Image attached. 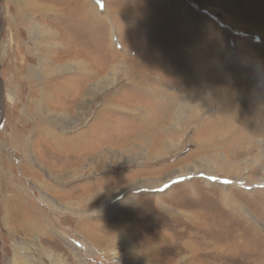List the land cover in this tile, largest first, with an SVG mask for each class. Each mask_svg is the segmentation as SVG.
I'll return each mask as SVG.
<instances>
[{"label":"rangeland","instance_id":"374dc122","mask_svg":"<svg viewBox=\"0 0 264 264\" xmlns=\"http://www.w3.org/2000/svg\"><path fill=\"white\" fill-rule=\"evenodd\" d=\"M83 2L86 13L78 6ZM30 21L36 22L32 31ZM60 41L83 54L93 68L120 64L113 87L94 98L85 120L63 131L39 118L36 100L41 87L47 88L50 110L75 114L95 80H73L78 71L48 76ZM155 52L157 62H169V75L176 67L183 75L190 66L199 68V118L189 123L180 141V132L170 133L165 125V137L173 142L158 146L164 151L158 163L154 158L159 149L144 160L134 155L138 148L150 147V137L118 146L134 132L136 122L114 118L104 137L99 132L88 147L99 142L98 154L113 149L117 156L108 155L104 171L84 169L82 176L60 183L55 175L78 158L80 149L75 148L81 140L73 139L71 148L65 141L53 149L35 126L47 124L70 138L91 121L102 93L114 94L132 107L153 103L127 88L126 73L138 67L141 58L151 60L149 54ZM157 75L158 70L156 79ZM193 94L187 93L186 100L194 102ZM185 114L191 115L188 109ZM21 133L25 141L19 139ZM93 148L88 153L95 161L100 155ZM22 161L32 169L24 170ZM144 164L156 171L127 180L114 178ZM178 170L189 173L156 187L119 194L113 189L116 181L124 182L123 187L136 177L165 179ZM103 175L108 178L98 180ZM26 205L43 218H37L35 232L17 220ZM129 224L138 227L149 245L147 256L111 234ZM159 233L167 236L169 247H160L155 236ZM26 260L32 264L264 262V0H0V264H26Z\"/></svg>","mask_w":264,"mask_h":264},{"label":"bare ground","instance_id":"6f19581e","mask_svg":"<svg viewBox=\"0 0 264 264\" xmlns=\"http://www.w3.org/2000/svg\"><path fill=\"white\" fill-rule=\"evenodd\" d=\"M78 6H80L81 13L87 12L85 11L87 2H83L82 4ZM89 8L91 9L90 6ZM30 22L32 25L30 29L32 31L36 27V22H33V21H30ZM113 33L114 32H112V34ZM56 44L57 46H60V47H58V51L54 58L55 67L50 71V74L48 76H50L51 74H55L58 71H65V72L78 71L79 72L78 75H75L72 78L73 80L79 79L80 83L81 82L84 83L87 79H90V78L95 80V82H93L91 87L88 89L87 93H85L84 99L80 101V105L75 114H69L64 110L62 112H58L57 110H53V111L50 110V108L47 107V103L49 99L47 88L41 87L40 99L36 100V108L40 110L42 114L41 117L39 118L44 120V122H49V124L53 123L57 126H61V130L62 129L65 130L66 128H70L72 126V123L82 122L83 120H85V116L87 115L89 108L92 106V102L94 98L98 96V94L101 93L100 91H102L103 89L109 86L113 87V83L117 75L118 67H120V64L112 63L111 66L108 68L107 64L104 65L103 63H101V64H98L95 68H93L90 65L89 61H87V59L83 57V54L79 55L77 53L78 51H76V49H74L73 47L70 48V47H67V45L64 46L62 41ZM145 55L147 54H144L143 56ZM157 55L159 54H156L155 52L151 55L149 54V57L150 59L152 58L151 60L154 59V61H156ZM141 59L142 60L138 61L139 62L138 67L131 68L127 71L126 78H127L128 83L127 82L126 83L128 86L127 85L126 86L127 88L134 89L136 92L141 93L140 94L141 96L146 97L147 101L150 100L153 103L146 102L144 105H141V106L138 105V106L132 107L130 104L125 103L126 102L125 100H124L125 102L119 100L118 97H116L114 94H111L110 92H109L110 94L102 93V96L100 95L102 98L98 104V107H95L94 110L90 113L91 121L88 123L85 121V126L82 127L83 129L75 133L70 138H68L66 135L65 136L62 135L61 133L54 132V130H51L47 124H45L44 126L40 124L38 125L36 123L37 126H35V128H38V130L43 131V133L45 134L47 138V141H49V143H51V145L53 146V149L58 148L60 144L64 143L65 141L69 142L67 147L71 148L72 146L71 143L73 139L79 138V140H81V145L75 148L76 151H78V149H80L81 151V152L79 151L77 155L78 158L74 161V163L72 162V163H69L63 166L61 174L55 175V177H58V179L60 180L59 181L60 183L66 182L65 180L70 176H75V177L82 176V172L84 169H87L88 171L103 169L104 171L105 169L104 166L107 163L106 161H107L108 155H110V157L112 158L117 156V153L113 149L112 150L108 149L107 152L104 154H98L97 153L98 149L102 147L101 145L102 143L99 144V142H97V145L88 147L90 146L89 144L90 140L93 139V137H95L99 132H100L99 137L100 138H102V136L104 137L105 130L108 127H110V121H112L114 118L116 119H119V118L127 119L128 118L130 120H133V122H136L135 123L136 127H134L135 129L133 130L134 132L129 134L128 137L124 138L122 141H118L121 143L124 142V144H120V145L118 144V146H122V145L127 146L128 144L130 145L131 143H134L137 139L141 140L142 138H144L143 141H146V139L150 137L151 138L150 147H147V148L140 147L137 149L134 155L136 156L142 155L138 157V159L144 160L147 157L146 156L147 153L151 155L153 153H156V151L159 149L157 156H155L154 158L156 163L160 162V160H163L162 155H164V151L161 150L158 146H164L168 142L170 143L173 142V139L171 138L169 139L165 137L168 135L165 129V125L169 124V128L171 130L170 133L174 132V130H178L180 132L181 135L179 134V136L177 137L179 138V141H180L182 137V133L184 132L185 128L188 127L189 123L199 118L197 117L200 111V94L199 93L197 94V92L200 91V75H199V70H197L199 68L195 67L193 69V67L191 66L190 68H188L187 64L184 63L183 65L187 66L189 74L187 73L186 75H183L182 72L179 71V69H176L177 68L176 67L175 69L172 70V73H171L172 75H169L171 71L170 69L168 71V68H169L168 61H159V62L156 61L158 64L154 65L152 64V61L149 60L147 57H143ZM178 61H181V60H178ZM182 62L183 60L181 61V63ZM157 70L159 72V76L157 75L158 77L156 79L155 73H157ZM73 80H70V82ZM171 87L175 88L174 92L167 90V89H170ZM144 89L146 90L144 91ZM142 91L144 92L142 93ZM192 91H194L193 98L195 99V101L189 102L188 100H186V95L187 93H190ZM67 100H70V99H67ZM235 102L236 101L233 100V105L237 106L238 104ZM185 109H188L191 115L189 116L186 115ZM19 139L21 141L22 140L25 141L26 137L24 136L23 133H21L19 135ZM176 144H178V142L175 143V145ZM55 145H57L58 147H56ZM92 147H94L95 152L98 155H100V157L96 158L95 161L92 159L93 157L91 158L89 156L90 153H88L89 148L91 149ZM62 151L64 152V150ZM84 157L86 159V162L84 161ZM29 159L32 160V156H30ZM139 162L143 163L142 161H139ZM149 164L139 165V166H142L143 168L138 169L136 171H131L120 177L116 176L114 178L116 180L117 179L121 180L123 178H124L123 180H127L128 178L134 177L135 174H138L139 176L140 173L143 174L146 171H149L148 173L152 174V172L156 170H153V169L147 170L146 167L148 168ZM21 166L22 167L24 166V170L32 169V166L30 164L28 165L27 163V165H25L23 164V161H22ZM133 172L135 173L133 174ZM187 173H189L188 170L187 172H185L184 170H178L175 172V174H170L167 177H165V179H160L156 176L142 177V178L136 177L134 179L135 182H127L124 185L125 188L127 189H122L124 186L121 187L124 182L116 181V184L113 185V189L115 188L114 191L116 192V194H119V193L125 192V190H128L129 192L131 190L139 189V188L156 187L164 182L170 181L175 176H184ZM107 178L108 177L106 175L105 176L103 175V176H100L98 180H103ZM260 180H262V178ZM85 192H89L88 189H86ZM116 194L114 196H116ZM91 195L93 194L90 192L89 194L87 193V198H90L91 200L94 201L95 198H93ZM157 202H159L158 199H157ZM25 207L27 208L26 210L27 212L24 211L23 213L18 214L17 220H19V222L21 223L22 228H26L30 232H35L37 229L36 227L37 224L35 223L37 218H40V217H41L40 219H43V218L41 216V213L34 211V209L30 208L29 205H26ZM31 212L33 213L31 214ZM128 228L122 227L121 230H114L111 234L113 236H116L122 239L124 242L128 243L130 246V249L134 252L139 253L141 256H147L148 253L150 254L151 251H148L149 245L142 240L141 235L139 233L140 231L137 230L138 227L135 225L129 224ZM80 235L84 236V234H80ZM155 236H156V241L158 240L162 242L160 247L170 246L171 243L169 240L165 238L166 235L164 236L163 233L162 234L159 233V234H155ZM84 238L88 239L87 236L86 237L84 236ZM140 239L143 241V243L139 242ZM53 263L56 264L55 262ZM26 264H32V262L30 260H26ZM83 264H87V263L84 262ZM252 264H264V262L255 261V262H252Z\"/></svg>","mask_w":264,"mask_h":264},{"label":"snow or ice","instance_id":"6c2138e0","mask_svg":"<svg viewBox=\"0 0 264 264\" xmlns=\"http://www.w3.org/2000/svg\"><path fill=\"white\" fill-rule=\"evenodd\" d=\"M209 179H215V177H209ZM228 181H225V183H227Z\"/></svg>","mask_w":264,"mask_h":264}]
</instances>
